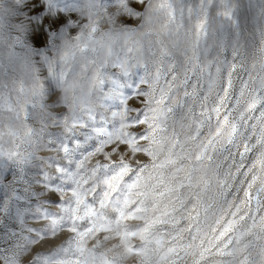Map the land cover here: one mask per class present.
Segmentation results:
<instances>
[{
  "label": "rangeland",
  "instance_id": "1",
  "mask_svg": "<svg viewBox=\"0 0 264 264\" xmlns=\"http://www.w3.org/2000/svg\"><path fill=\"white\" fill-rule=\"evenodd\" d=\"M0 264H264V0H0Z\"/></svg>",
  "mask_w": 264,
  "mask_h": 264
},
{
  "label": "clouds",
  "instance_id": "2",
  "mask_svg": "<svg viewBox=\"0 0 264 264\" xmlns=\"http://www.w3.org/2000/svg\"><path fill=\"white\" fill-rule=\"evenodd\" d=\"M135 0H129V4L134 3ZM107 15H110V13H107ZM122 23H126L124 20L117 19L114 24L112 25H105L104 30H108L109 28H119Z\"/></svg>",
  "mask_w": 264,
  "mask_h": 264
},
{
  "label": "snow or ice",
  "instance_id": "3",
  "mask_svg": "<svg viewBox=\"0 0 264 264\" xmlns=\"http://www.w3.org/2000/svg\"><path fill=\"white\" fill-rule=\"evenodd\" d=\"M45 23H47V20H45ZM39 28H40V31L42 32L43 31V25L41 24V25H39L38 26ZM37 39L39 38V34H37V37H36ZM55 181H53V183H54Z\"/></svg>",
  "mask_w": 264,
  "mask_h": 264
}]
</instances>
